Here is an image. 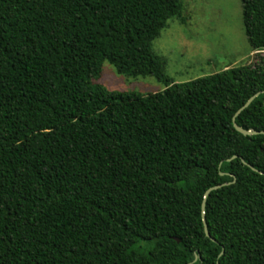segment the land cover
<instances>
[{
  "label": "trees",
  "instance_id": "16d2710c",
  "mask_svg": "<svg viewBox=\"0 0 264 264\" xmlns=\"http://www.w3.org/2000/svg\"><path fill=\"white\" fill-rule=\"evenodd\" d=\"M179 3L0 0V264H264V133L232 120L264 56L173 81L151 39ZM103 60L164 88L109 90ZM235 121L264 131V91Z\"/></svg>",
  "mask_w": 264,
  "mask_h": 264
},
{
  "label": "rangeland",
  "instance_id": "374dc122",
  "mask_svg": "<svg viewBox=\"0 0 264 264\" xmlns=\"http://www.w3.org/2000/svg\"><path fill=\"white\" fill-rule=\"evenodd\" d=\"M179 7L151 39L152 52L175 82L247 65L264 50H252L244 31L241 0H178ZM94 82L109 90L142 94L162 90L149 74L122 73L103 60Z\"/></svg>",
  "mask_w": 264,
  "mask_h": 264
},
{
  "label": "water",
  "instance_id": "95a60500",
  "mask_svg": "<svg viewBox=\"0 0 264 264\" xmlns=\"http://www.w3.org/2000/svg\"><path fill=\"white\" fill-rule=\"evenodd\" d=\"M264 90H260V91H257L255 92L254 94H252L251 96H249V98L237 109V111L235 112L232 120H233V126L235 127V129L237 131H239L240 133L244 134V135H253V134H258V133H264L263 130H255V129H245L243 128L242 126L238 125L235 121V117L236 115L241 111L243 110L245 107H247L250 102L261 92H263ZM236 155H234L233 157H235ZM230 158H228L229 160ZM249 166L255 170V171H258L255 167H253L252 165L249 164ZM260 173H262L261 171H259ZM221 174H223V172H220ZM230 182H223V183H220V184H216V185H213L209 188H207L204 192V199L202 201V204H201V209H202V222H203V227H204V232H205V235L208 236L211 240H215L212 236H210V233H209V230H208V225H207V222H206V219H205V215H204V208H205V197L209 194V192L213 189H216V188H219L221 187L222 185H225V184H228Z\"/></svg>",
  "mask_w": 264,
  "mask_h": 264
}]
</instances>
